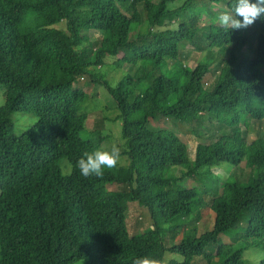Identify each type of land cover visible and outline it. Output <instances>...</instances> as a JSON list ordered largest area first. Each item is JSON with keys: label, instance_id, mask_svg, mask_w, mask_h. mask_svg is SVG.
<instances>
[{"label": "trees", "instance_id": "trees-1", "mask_svg": "<svg viewBox=\"0 0 264 264\" xmlns=\"http://www.w3.org/2000/svg\"><path fill=\"white\" fill-rule=\"evenodd\" d=\"M175 1L0 0V264H133L166 252L179 257L168 264H247L250 247L262 250L264 264V17L231 31L216 16L235 0L168 7ZM185 44L207 61L189 66L179 57ZM109 61L150 70L111 85L100 72ZM82 81L106 88L121 121L128 164L105 168L102 178L76 167L104 141L86 126ZM14 112L37 122L16 134ZM165 120L178 131L161 127ZM180 122L208 140L194 144L193 160ZM210 159L243 168L222 179ZM205 173L212 196L193 188L183 198L178 186ZM134 201L151 224L129 235L125 211ZM192 214L212 228L198 234L187 224ZM223 234L228 242L206 253Z\"/></svg>", "mask_w": 264, "mask_h": 264}, {"label": "rangeland", "instance_id": "rangeland-1", "mask_svg": "<svg viewBox=\"0 0 264 264\" xmlns=\"http://www.w3.org/2000/svg\"><path fill=\"white\" fill-rule=\"evenodd\" d=\"M150 1L154 2L155 0H150ZM181 3H182V1L176 0L173 3H169L168 7L175 8L179 5H181ZM218 6H221V4H218ZM138 8H139V6H138ZM207 14H208V10H205L203 17H205ZM144 24L145 25L143 26V28L141 26L142 29L146 28L147 23L145 22ZM131 35H133V32H131L130 36ZM248 44H251V40L248 41ZM183 46L185 47V49H184V51L181 52L179 57L181 59H183L187 56L184 61L189 66L193 67L195 65V63L200 61V60L201 61H203V60L207 61L206 57L203 56L204 52L198 48H194L193 44H188V45L185 44ZM190 49L193 52L190 51V53H189L190 56H189L187 53ZM227 52L228 51L225 49L223 51L222 55L225 57ZM216 59H221V55ZM106 61H108V60H106ZM109 63H110L109 66L107 65L108 67L102 68L100 70V72L102 73L103 77L105 79H107L111 85H115L117 82H119L122 79V77H124L126 75L130 74V75H133L135 78H137V76H135V74L138 75V74L143 73V71L147 72L150 70L149 68H146L144 70L134 69L132 67H128L127 65H123L119 68L115 64H112L110 61H109ZM79 86L81 87V89L86 91V93H88L87 99H85L82 103H80V105L82 106L81 111L88 116L86 126H87L89 131H94V130L96 131L97 130L96 133H94L96 136L100 135L104 138L103 139L104 141L102 142V144L100 145V147L98 149H100V150H111V147L113 145L120 147V149H121V160L117 166H126L128 164V157L126 155H123V153H122V147H123L124 141L121 138V121L116 118V116L118 114V110L115 107L114 100L109 96L106 88L104 86H102L100 83H95V84L91 85L89 83V81H82L79 84ZM89 87H91V88H89ZM3 103H4L3 90L0 89V106L3 105ZM11 119L14 123V132L16 134H21L25 129L29 128L30 126L35 125L37 122V118L34 114L25 113V112H14L11 114ZM168 122L169 121H167V120L160 122L161 123L160 126L166 127L168 130L176 131L178 125L174 126L170 122L168 124ZM180 124L183 126L185 125L184 122H180ZM186 125L184 126V129L182 130V133L184 132V134L180 133V136L184 140V142L186 144V148L188 149L189 153L191 154V155H189L190 160H193V158H194V144L197 142H208V140L204 137H201L203 130L199 131V132L197 131L198 135L200 137L196 135V131H193L192 133H190L191 136H190V134L187 135L188 133L186 132V130H189V127ZM193 125L194 124H191L190 126H193ZM261 126L264 127V122L262 123ZM94 134H89V133L84 132L83 137L95 139ZM247 137L249 139L253 138L254 133H252L250 131V134H248ZM207 164H211V166H210L211 171L213 173L219 175L220 178H222V179H226V177L229 176L230 173H232V172L236 173V171H237V173H239L240 168L241 167L243 168V163L240 164V166H239L240 168L239 167L233 168L230 164H226V163H223V164L219 163L216 165L214 163V159L208 160ZM233 169L234 170L236 169V171H233ZM62 171L64 174H67L70 171V168H69L67 161H64V163L62 165ZM246 174L247 173L244 172L242 177L244 175L246 177ZM208 179H210V178H207L206 173L200 174L199 177H197L196 182L189 181V182H187V184H182V186H178V190L181 192V196L184 198V197H189L192 194V189L195 188L197 193H198V197H202L204 200H207L208 197L210 195L212 196V194H213V192H211L209 189L204 188V186H206V185H205V183H203V181L209 182ZM203 205L199 204L198 206L202 207ZM210 217H212V215H210ZM125 222H126V230H127L129 235L142 234L151 224L148 209L144 206L139 205L138 202H135V201L129 203L128 208L125 211ZM187 224L189 225L188 227L195 226L198 234L205 231V230H209L212 228V224H211V226L208 229H202L201 226H199L195 223L194 214H192L190 216V220H189V222H187ZM188 227H186V228H188ZM182 230L184 231V229H176V230L174 229L171 232H169V234L173 235V233H174V235H176L177 233L182 232ZM181 235H182V233H181ZM179 239H180V235H179V237L172 239V240L173 241L176 240V242H178ZM172 240H169V242H173ZM221 242H224V243L228 242L227 234L221 235L217 242H213V243H210L209 245H207L206 253H208V254L210 253V254L214 255L215 252L213 250ZM262 255H263L262 250H260L256 247H250L244 252L243 257L247 260V264H258L260 259L262 258ZM151 258L156 259V257H151ZM169 259L178 260L179 257L174 255V254H170V253L166 252L164 254L163 261H166V264H168ZM216 260H217V262H216ZM219 263H218V259H216V258H214L211 262V264H219ZM73 264H84V261L78 260ZM194 264H204V263L200 262V261H195Z\"/></svg>", "mask_w": 264, "mask_h": 264}, {"label": "clouds", "instance_id": "clouds-1", "mask_svg": "<svg viewBox=\"0 0 264 264\" xmlns=\"http://www.w3.org/2000/svg\"><path fill=\"white\" fill-rule=\"evenodd\" d=\"M261 17H264V0H235L231 11H224L216 16V23L221 28L239 31L252 27ZM120 160L121 149L113 145L111 150L84 152L77 160L76 167L85 178H102L104 169L117 167ZM133 264H166V261L143 256L135 258Z\"/></svg>", "mask_w": 264, "mask_h": 264}]
</instances>
